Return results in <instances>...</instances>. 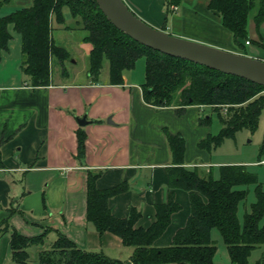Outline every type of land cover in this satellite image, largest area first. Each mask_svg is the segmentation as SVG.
I'll use <instances>...</instances> for the list:
<instances>
[{
    "label": "crops",
    "instance_id": "obj_1",
    "mask_svg": "<svg viewBox=\"0 0 264 264\" xmlns=\"http://www.w3.org/2000/svg\"><path fill=\"white\" fill-rule=\"evenodd\" d=\"M125 1L138 16L157 28L264 59V47L254 41L250 44H245L244 39L239 44L234 41L220 15L208 8L209 0H183L170 11L166 10L165 0ZM31 2L3 1L0 17ZM64 17V23L52 17V26L59 25L67 33L57 43L70 54L85 57L89 63L85 67L88 72L92 44L85 39L86 30L67 27L73 23L70 10L64 11ZM263 24L259 32L264 37ZM8 29L12 37L0 59V65H4L0 70V154L3 162L0 167V223L8 218L9 227L29 236L47 229L45 243L31 247L37 255L50 247L60 231L85 250L129 260L133 246L124 245L121 237L112 232H99L87 219L89 169L99 172V188L127 182L128 189L111 197L109 207L114 215L126 217L130 207L135 206L141 212L138 225L147 227L156 218V204L167 201L170 191L168 167L173 160L166 131L184 137L185 166H198L203 174L213 172V167L221 164L248 165L249 161L242 159L214 160L211 150L198 146L202 138L212 133L206 123L200 121L208 106L188 105L178 114L176 106L148 103L142 87L144 68L140 73L134 70L135 66L125 69L123 83H112L108 70V76L102 75L103 72L97 77L83 73L80 80H63L59 71L54 76L53 56L50 84L33 86L30 76L22 70L21 35L13 24H9ZM79 32L81 35L74 48L73 42L67 39H73L74 33ZM247 45H253L250 52ZM56 60L62 66L61 61ZM83 117L86 121L80 124ZM79 129L87 134L82 158L77 156ZM174 195L181 208L172 214L170 224L155 240L157 246L169 245L190 214V192L175 188ZM6 224L0 227V237L6 232L0 238L3 244L1 264L13 263L11 230L2 232Z\"/></svg>",
    "mask_w": 264,
    "mask_h": 264
},
{
    "label": "trees",
    "instance_id": "obj_2",
    "mask_svg": "<svg viewBox=\"0 0 264 264\" xmlns=\"http://www.w3.org/2000/svg\"><path fill=\"white\" fill-rule=\"evenodd\" d=\"M7 0H0V4ZM10 1V0H8ZM183 0H165L170 11ZM208 8L219 14L224 27L236 43L249 40L248 24L251 12L259 33L264 23V0H209ZM71 11L73 23L67 27L86 30L85 39L92 44L88 73L97 77L104 60H109L110 81L123 83V72L132 68L138 58L145 56V81L142 84L144 99L157 106H176L178 114L188 105L213 106L217 110L222 127L198 142V146L211 150L227 137L243 127L253 130L264 109V86L246 78L221 72L206 65L168 55L146 46L114 26L103 14L96 0H32L0 17V59L2 50L8 47L12 35L9 24L20 33L22 39V70L30 76L33 86H45L51 81V62L56 56L61 62L70 55L58 45L52 35V17L65 22L64 11ZM256 42L264 47V37L259 33ZM246 44V43H245ZM226 107V111L222 108ZM200 121L206 123L203 116ZM172 153V165L168 167V199L156 204V218L147 227L138 225L141 212L131 206L129 215L118 217L109 207V199L128 189L123 181L114 186L99 188V172L89 169L87 219L99 232L109 231L121 237L124 245L133 246L129 260L111 258L102 252L85 250L68 236L58 231L50 247L38 253L42 264H214L217 250L211 232L218 228L227 245L232 264H248L252 250L264 244V180L248 169L246 164H221L219 176L210 171L203 174L198 166H185L186 143L180 133L166 131ZM87 134L77 131L78 158L86 151ZM1 145V144H0ZM264 153V143L260 155ZM264 159L257 160L259 163ZM3 166L0 154V167ZM253 185L256 199L251 202L241 221L239 204ZM190 192L191 211L185 225L173 235L169 245L157 246L155 240L171 222V216L181 208L175 200L174 189ZM11 211V210H10ZM12 212V211H11ZM7 223V224H6ZM6 224L2 232L11 230L10 248L14 264L30 261L29 249L43 245L47 229L39 235H25ZM260 264V260L257 262Z\"/></svg>",
    "mask_w": 264,
    "mask_h": 264
},
{
    "label": "rangeland",
    "instance_id": "obj_3",
    "mask_svg": "<svg viewBox=\"0 0 264 264\" xmlns=\"http://www.w3.org/2000/svg\"><path fill=\"white\" fill-rule=\"evenodd\" d=\"M13 1V0H12ZM256 3H258L259 0H255ZM255 12V9L251 12L249 17V24H248V37L251 38V41H254L256 45H259L256 40L259 38V33L256 30L255 24L253 23V13ZM254 25H253V24ZM152 25V24H151ZM264 26V24H263ZM262 31V30H261ZM52 35L57 43L58 40H63L64 36L67 35L66 31H64L62 28H60L59 25H54L52 28ZM79 35H81V32L74 33L73 39L68 38V41L73 42V47L76 48V40L79 39ZM245 40V39H244ZM247 41V40H246ZM246 41H243L246 43ZM250 42V41H249ZM251 43V42H250ZM248 43V44H250ZM58 44V43H57ZM247 44V43H246ZM253 46V45H252ZM252 46L247 45V51L250 52ZM260 46V45H259ZM262 55L264 57V50L262 52ZM55 56V64H54V76L59 71L60 76L64 79H72V81L80 80V76L84 73L85 75L88 73L85 70V67L89 64L87 62V59L83 57L82 55L76 56L70 54L65 61L60 62L62 66H60L56 60ZM75 59L77 62H74ZM145 56H141L137 59L135 63V68L137 72L140 73L143 70H145ZM58 64V65H57ZM4 65H0V70L3 68ZM61 68V71H60ZM142 68H144L142 70ZM107 70L109 71V60L105 59L103 68H102V75L108 76ZM62 72V73H60ZM65 72V73H63ZM77 72V73H76ZM74 73L75 75H78V78L71 77V75ZM74 75V76H75ZM103 76V77H104ZM224 111H226V107H222ZM208 118L209 121L206 122V125L210 128V131L212 133H217L220 128L222 127V120L219 117V114L216 109H214L213 106H208L204 110L203 119ZM264 143V109L261 111L258 123L255 129L249 127H243L235 132L234 137H227L225 138L220 145L217 147H214L211 149V152L213 154L214 160H233V159H242L245 161H249L248 163V169L250 171H254L258 174V177L260 181L264 180V163H259L257 160L261 157H264V153L260 155V148L262 144ZM213 175L215 177L219 176V167L215 166L213 167ZM256 199L255 193H254V187L253 185L249 186V193L245 200L241 201L239 204L238 209V215L240 220H243V216L246 210H250L251 202H253ZM176 220L174 219L173 224H176ZM6 233V232H5ZM2 233V237H4L6 234ZM212 238L217 245V250L214 255V264H232L231 258L228 252L227 245L223 241L222 235L218 228L214 227L211 232ZM49 239V238H47ZM46 241V240H45ZM53 241V240H52ZM51 242V240H50ZM45 243V242H44ZM9 244V243H8ZM36 248V246L32 247ZM3 251V244L2 240L0 241V257L2 256ZM30 252V261L27 264H39L38 255L37 252L33 249H29ZM258 260H260V264H264V244L254 248L249 256L248 264H258ZM1 264V263H0ZM12 264V263H10ZM164 264H175V263H164Z\"/></svg>",
    "mask_w": 264,
    "mask_h": 264
},
{
    "label": "water",
    "instance_id": "obj_4",
    "mask_svg": "<svg viewBox=\"0 0 264 264\" xmlns=\"http://www.w3.org/2000/svg\"><path fill=\"white\" fill-rule=\"evenodd\" d=\"M96 2L114 26L142 44L165 54L203 64L264 86L263 58L223 49L157 28L138 16L125 0H96ZM85 121L83 117L79 122L84 124Z\"/></svg>",
    "mask_w": 264,
    "mask_h": 264
},
{
    "label": "built area",
    "instance_id": "obj_5",
    "mask_svg": "<svg viewBox=\"0 0 264 264\" xmlns=\"http://www.w3.org/2000/svg\"><path fill=\"white\" fill-rule=\"evenodd\" d=\"M174 8H176V6ZM246 43H250L249 40H247ZM261 162L264 163V159Z\"/></svg>",
    "mask_w": 264,
    "mask_h": 264
}]
</instances>
